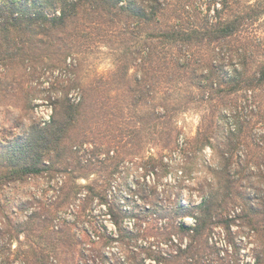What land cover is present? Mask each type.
I'll return each mask as SVG.
<instances>
[{"label": "trees", "instance_id": "trees-1", "mask_svg": "<svg viewBox=\"0 0 264 264\" xmlns=\"http://www.w3.org/2000/svg\"><path fill=\"white\" fill-rule=\"evenodd\" d=\"M201 2L0 0V72L13 77L11 82H0L1 100L12 96L22 81L27 84L38 69L39 73L60 69L73 49L88 48L90 40V45L118 43L111 80L100 78L81 88L75 78L67 79V86H55L64 92L54 100L48 123L0 140V190L44 172H63L54 168L72 161L71 133L85 118L93 141L98 123L102 137L112 136L109 141L129 146L128 150L133 151L142 137V143L170 151L168 156H151L142 163L145 174L153 176L149 199L154 204L147 201L140 211L155 212L144 218L141 213L135 215V228L125 225L126 215L108 196L122 162L115 152L99 162L106 170L110 167L101 184L75 185L71 192L62 189L59 207L82 200L84 212L97 201L107 205L114 228L96 227L90 247L78 253L75 264L88 258L90 251L105 264L217 263L226 260L225 253L233 257L228 264H264V0H207L205 9ZM131 69L137 73L133 83L128 80ZM162 79L169 89L177 87L175 80L184 81L188 91L174 106L162 104L156 110L152 101ZM71 89H82L77 103L68 97ZM22 91L17 108L25 111L32 101L29 92ZM111 91L115 104L108 98ZM239 93L254 106V122L241 121L240 104H230L229 98ZM170 98L169 93L162 100ZM190 103L204 107V113L195 136L186 140L174 126V118ZM137 107L144 109L137 115L138 127L135 120L131 122ZM256 126L255 136L252 128ZM80 168L91 173L90 168ZM172 174L173 180L169 177L162 183ZM184 188L196 191L198 200L184 202ZM85 189L89 193L79 197ZM187 218L191 225L185 223ZM6 220L13 230H0V237L8 234L11 244L23 234L28 248L13 258L0 249V264H58L33 240H44L43 230L50 229L47 243L69 244L62 231L51 229V218L37 213L26 216L24 222ZM153 231L161 238L157 249L146 253L138 241ZM244 239H248L245 246ZM115 247L119 256L110 251ZM246 247V260H241Z\"/></svg>", "mask_w": 264, "mask_h": 264}, {"label": "rangeland", "instance_id": "rangeland-1", "mask_svg": "<svg viewBox=\"0 0 264 264\" xmlns=\"http://www.w3.org/2000/svg\"><path fill=\"white\" fill-rule=\"evenodd\" d=\"M205 1L207 0H202L201 2L202 9L206 7ZM245 1L255 2L257 0ZM210 14H213V12L211 11ZM90 41H88V48L82 46L78 49H73V55H71L69 60H65L60 69H44L40 73L38 69L37 75L34 76V78H30L31 80H27V84L22 81V85H18V89L15 90L12 96L4 100H1L2 98L0 97V140L5 142L22 132H26L34 125L43 127L53 115L54 100L59 97L61 98L64 92L62 89L56 90L55 86L58 84H60L61 87L64 85L67 86V79L71 81L75 78V82H77L81 88L88 86L92 81L95 82L100 78L103 81L112 79L116 63V51L114 48H116L118 43L116 41H106L107 43L90 45ZM51 63H53V61H51ZM75 63L78 65L76 68L72 65ZM136 75V69H131L128 77L130 83H133V79ZM12 80V75L6 74L5 77L0 72V82H11ZM183 82L184 81L175 80L173 83L177 84V87L169 89L167 88L168 85H165V79H162L155 90L152 106L155 107L156 110H161L162 104L172 107L181 99H184L188 90ZM22 86L29 92L32 101L30 108L25 111H21V109L17 108L19 104L18 99H20L21 92H23V88L20 89ZM193 92L196 94L195 90ZM108 93V98H110L112 104H115V93L112 91ZM169 93L171 98L167 101H163L162 98ZM0 95L3 94L0 92ZM81 95L82 89H71L68 93V97H72V103H77ZM229 102L230 104L231 102L232 104H235V102L240 104L238 115L241 121L254 122L256 120L252 113V111H254V106L250 103H246L247 101L245 100L244 94L239 93L234 97H230ZM242 107H244V109L241 111ZM135 111V118H131V122L134 120V122H136L137 115L143 112L144 109L137 107ZM203 113L204 107L198 104L196 105V103H190L187 109L175 116L174 126L181 132L184 139L187 140L195 136ZM87 120L86 118L85 122L80 120L76 129L71 133V141L74 144L72 148V161L68 163H59L54 168H60V170H64L63 172H44L43 174L28 178L24 182H18L0 190L1 231L10 232V230H13L11 228L9 229L6 218L12 221L24 222L26 216L37 213L41 214L43 218H51L53 220L51 225L53 231H62L61 236L69 242L68 245L63 243H47L46 240L50 239V229L43 230V238L45 241L35 239V237L33 238L35 242L38 241L41 246L48 251V254L51 255L50 261H53V263L75 264L78 253L80 251L84 252L87 250L86 248L90 247V241H93V234L97 233L96 227L105 225L109 230L114 229L113 225L108 221L107 205H99L97 201L94 203L91 202L87 205L86 210L82 212L81 206L83 202L82 200H77L67 207H59L58 205L62 199L61 194L63 188L64 192H71L75 185H90L93 187V183L98 185L101 184V182L105 180L110 167L106 170L102 168V164L99 162L106 160L107 157L112 156L113 152H115V154L122 159V162L119 166V172L116 173L113 180H111L112 183L108 190V196L121 208L122 212L126 215L125 225L132 229L135 228V223L136 225L138 224L135 215L137 216V214L141 213L139 215L144 218L145 216H152L153 212H155L154 209L149 213L140 211L144 204H148L147 201L154 204L153 201L149 199L152 195L150 185L153 184V176L145 174L142 168L143 161L151 156L159 157L160 155L168 156L170 154L169 150H163L159 144L142 143V137H140V142L134 147L135 149L133 151L128 150L129 146L123 147L122 143H116L113 141L114 139L109 141V138L112 139V136L102 137L103 134L100 132L103 127L98 123L95 124L96 133L93 141V131L92 134L87 131V124H89ZM138 125L139 124L136 122L137 127ZM258 128V126L252 128L253 135H258ZM79 136L80 140H77L76 138ZM255 140H258V138L256 137ZM205 153L208 158L210 151L207 149ZM72 163L73 165H71ZM78 165L84 168H90L91 173L87 174L81 170ZM100 170L103 171L100 173ZM75 176L79 177L76 180H72V177ZM169 177L173 180L174 175H168L162 183L166 180L169 181ZM187 184L191 186V183L186 182V185ZM162 188L163 185H160V192ZM181 192L184 202L189 199L195 202L198 200L196 191H188L184 188ZM88 193L89 190L85 189L83 194H80L79 197H84V195ZM131 212L135 213L134 217L131 215ZM185 223L191 225L193 221L187 218ZM150 236L144 239L141 238L142 240L138 241L139 244L145 247L146 253L147 251L157 249V244L160 241L158 238L160 236L154 231ZM7 239H9L8 234L6 237H0V249L4 251L6 249L5 254H10L11 258L20 250L28 248L23 234L19 235V241L12 239L11 244H9L10 241L7 243ZM247 241L248 239L243 240V246H245ZM247 249L248 247L242 252L243 257L240 256L241 260H246V255L248 253ZM110 251L115 253V256H119L117 247L110 249ZM89 254L90 256H88V258L85 257V259L80 261V264H85V260H87V264H105V260L98 258L97 253L90 251ZM144 254L145 253L141 256H144ZM224 257L226 260L223 262L218 261L217 263L210 262L206 264H228V261H230L231 258L233 259L230 253H225ZM107 259L110 263V259L112 258L109 254ZM184 261L185 260H182L177 264H186ZM18 262L19 261L12 264H19Z\"/></svg>", "mask_w": 264, "mask_h": 264}, {"label": "built area", "instance_id": "built-area-1", "mask_svg": "<svg viewBox=\"0 0 264 264\" xmlns=\"http://www.w3.org/2000/svg\"><path fill=\"white\" fill-rule=\"evenodd\" d=\"M50 121V118L48 119L47 123ZM45 125V124H44Z\"/></svg>", "mask_w": 264, "mask_h": 264}]
</instances>
